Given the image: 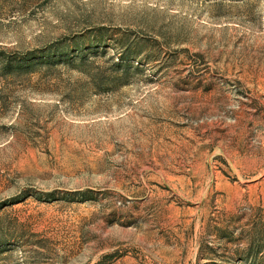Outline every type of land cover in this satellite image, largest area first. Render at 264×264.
Wrapping results in <instances>:
<instances>
[{
  "label": "rangeland",
  "instance_id": "374dc122",
  "mask_svg": "<svg viewBox=\"0 0 264 264\" xmlns=\"http://www.w3.org/2000/svg\"><path fill=\"white\" fill-rule=\"evenodd\" d=\"M0 264H264V0H0Z\"/></svg>",
  "mask_w": 264,
  "mask_h": 264
},
{
  "label": "trees",
  "instance_id": "16d2710c",
  "mask_svg": "<svg viewBox=\"0 0 264 264\" xmlns=\"http://www.w3.org/2000/svg\"><path fill=\"white\" fill-rule=\"evenodd\" d=\"M19 67V66H18ZM21 68L12 69V72H18Z\"/></svg>",
  "mask_w": 264,
  "mask_h": 264
}]
</instances>
